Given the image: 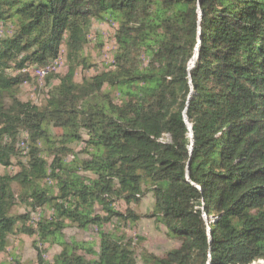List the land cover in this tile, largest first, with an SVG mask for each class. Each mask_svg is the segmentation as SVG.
<instances>
[{
	"label": "trees",
	"instance_id": "1",
	"mask_svg": "<svg viewBox=\"0 0 264 264\" xmlns=\"http://www.w3.org/2000/svg\"><path fill=\"white\" fill-rule=\"evenodd\" d=\"M96 22L113 63L79 80ZM0 23V253L23 234L41 263L264 264V0H0ZM62 53L44 102L21 100ZM149 193L165 255L122 231Z\"/></svg>",
	"mask_w": 264,
	"mask_h": 264
},
{
	"label": "rangeland",
	"instance_id": "2",
	"mask_svg": "<svg viewBox=\"0 0 264 264\" xmlns=\"http://www.w3.org/2000/svg\"><path fill=\"white\" fill-rule=\"evenodd\" d=\"M0 24L2 25V23ZM116 27V25L111 23H94L90 41L86 47V53L91 57L94 68L84 71L79 77V80L95 75L111 67L113 63V54L116 50L114 40ZM1 29L2 28H0V34H3L4 28ZM61 57L64 60V65L54 74L61 75L66 72L67 64L64 53L61 54ZM29 71L31 80L21 85L20 98L23 101H31L37 105H41L46 99L50 88L58 84V80L55 78L49 86L45 79L39 80L34 75L32 72L33 68ZM54 131L61 133L60 129H54ZM73 147L81 158L86 157V154L82 152V144L75 143ZM4 172L5 170L0 168V173ZM15 190L17 191V187H15ZM153 203V195L151 193L147 194L140 205L133 207L143 218L133 228L125 227L122 228V231L127 233L129 237L145 239L144 245L149 251L157 255H165L170 250L176 248L178 242L167 236V231L163 226L157 228L153 219L145 217L151 213ZM25 211L26 207L20 204L14 209L15 214H24ZM32 215L36 220L37 215L35 213ZM107 229H112V225H109ZM64 234L67 241L71 239L77 241H93L96 247L98 246L97 231L95 228H91L89 231L84 232L76 227H70L65 230ZM35 239V237L23 234L10 236L7 251L0 253V264H51L53 256L58 254L61 248L59 246L48 248L43 255L44 262L41 263L37 258L38 251L34 247ZM137 264L143 263L139 260Z\"/></svg>",
	"mask_w": 264,
	"mask_h": 264
},
{
	"label": "bare ground",
	"instance_id": "3",
	"mask_svg": "<svg viewBox=\"0 0 264 264\" xmlns=\"http://www.w3.org/2000/svg\"><path fill=\"white\" fill-rule=\"evenodd\" d=\"M1 25V24H0ZM2 26V25H1ZM2 30V29H1ZM63 65V60L61 59L59 61V69ZM58 62H53V64L49 65L46 68H33V73L34 75L39 79V80H44L46 77H48L51 73H57L58 72ZM32 70V69H31ZM40 73H44V75L40 76ZM21 146L25 148V144L22 143Z\"/></svg>",
	"mask_w": 264,
	"mask_h": 264
},
{
	"label": "water",
	"instance_id": "4",
	"mask_svg": "<svg viewBox=\"0 0 264 264\" xmlns=\"http://www.w3.org/2000/svg\"><path fill=\"white\" fill-rule=\"evenodd\" d=\"M201 15H202V12H200V18H201ZM199 33H200V31H199ZM200 43H201V39L199 40V44ZM198 58H199V53H198V50H196L195 56H194L192 62L190 63L189 70H191L195 66L196 61H197ZM185 121L187 122L186 116H185ZM190 130H191V136H193V132H192L191 127H190ZM191 150H192V148H191Z\"/></svg>",
	"mask_w": 264,
	"mask_h": 264
},
{
	"label": "built area",
	"instance_id": "5",
	"mask_svg": "<svg viewBox=\"0 0 264 264\" xmlns=\"http://www.w3.org/2000/svg\"><path fill=\"white\" fill-rule=\"evenodd\" d=\"M4 27H5V25L2 23V26L0 28H4ZM60 60H61V55H60V57L58 59H56L55 61H53V62H58V69L57 70H59V61ZM42 75H44V73H40V76H42Z\"/></svg>",
	"mask_w": 264,
	"mask_h": 264
}]
</instances>
